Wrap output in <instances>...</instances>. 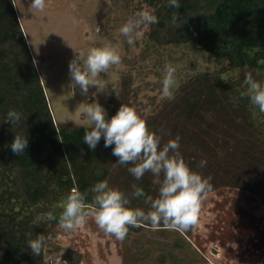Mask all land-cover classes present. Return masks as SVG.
I'll list each match as a JSON object with an SVG mask.
<instances>
[{"label":"rangeland","instance_id":"374dc122","mask_svg":"<svg viewBox=\"0 0 264 264\" xmlns=\"http://www.w3.org/2000/svg\"><path fill=\"white\" fill-rule=\"evenodd\" d=\"M29 3L30 0H15L18 7L14 3L13 5L41 77L54 122L58 127L91 126L83 109L93 99H98L106 108L109 118L119 109L122 100L126 105L134 106L146 117L158 110L159 104L172 98L180 83L190 81V78L198 73L208 72L226 81H236L241 76L245 81L246 76L251 74L255 80L264 82V69L261 68L255 71L246 67L232 68L219 73V70L228 66V60L215 59L209 53L195 49L188 41L160 44L150 41L148 36L154 24L143 26L140 29L141 37L129 45L127 38L119 32V28L137 11L149 10L154 14L158 13V6H153L147 1L46 0L44 10H33L34 14L22 10H26ZM103 43H111L116 47L121 61L110 66L108 74L101 73L100 79L105 90L97 92L93 97L92 93L96 89L90 87L89 93L85 96L78 86L71 87L69 61L74 57L75 51L86 56L90 48ZM166 66L175 69L171 96H166L162 90ZM246 88L243 82V92H246ZM247 97L243 94V98ZM113 104L117 106L115 111L112 108ZM246 109L251 115L246 116V120L243 119V125L247 121L259 119L249 128L257 135L253 139L258 141L256 146L248 144L243 139L244 144H240L234 151L235 155L238 153L241 165L243 158L246 161L252 154L261 153L260 138L264 137V114H261L258 106L250 101L243 106V113ZM160 127H156L157 135L161 138L170 135L171 125L167 129L163 126L157 131ZM243 134L245 137L246 128ZM208 146L199 149L198 152L200 159L207 161L203 168L211 165L212 168L207 169L209 174L218 171L217 175L220 173L221 176L225 172L229 175L228 171L238 169L237 166L240 164L234 166L235 162L232 160L234 156L229 161H222L221 165V161L215 159V155L210 156ZM227 152L226 150L219 156H224ZM200 159L195 160L191 166L204 173V169L199 166ZM116 161L117 157L110 162L108 176L103 180H107L110 187L118 188L129 196L132 206L147 210L148 191L151 193V186L156 184L153 182L155 179L153 173L146 171L140 179H136L128 171L134 164L120 165ZM224 179L228 181L230 177ZM225 185L211 184V189L201 201L197 221L192 225L193 229L189 235L170 227L153 228L150 223H143L138 227L129 226L126 237L119 240L100 229L93 217H88L83 225L74 230L64 229L60 225L54 229L46 241V262L264 264V200L255 193L250 194L245 190ZM135 188L143 189V195L134 196ZM92 194L94 196L93 192ZM93 196L88 201V208L93 207ZM65 199V196L57 197L47 204L42 202L36 207L14 204L11 208L6 203H0V214L3 217L22 216L33 212L32 218H45L49 212L62 210ZM212 247L216 248V252L211 251Z\"/></svg>","mask_w":264,"mask_h":264},{"label":"trees","instance_id":"16d2710c","mask_svg":"<svg viewBox=\"0 0 264 264\" xmlns=\"http://www.w3.org/2000/svg\"><path fill=\"white\" fill-rule=\"evenodd\" d=\"M144 1L158 6L155 14L158 22L148 36L150 41L159 44L188 41L215 59L228 60V66L219 73L232 68L264 69V0H179L180 8L168 6L167 0ZM174 15L180 18L175 24ZM190 79L180 83L172 98L146 116L149 130L156 133L157 126L162 124L167 129L171 125L170 135L162 138L158 135L161 145L179 137V150L190 165L201 158L199 149L208 145V153L215 155L221 165L232 156L234 166L239 165L240 157L234 151L244 144L243 139L257 146L258 140L253 139L257 135L249 128L259 120L255 118L243 125V119L251 115L248 109L243 113V106L250 101L243 98V77L226 81L206 72ZM122 103L126 104L124 100ZM112 106L115 111L117 106ZM9 109L22 114L15 130L29 140L20 155L6 146L15 135L11 123L3 121ZM90 127H58L54 122L13 2L0 0V203L11 208L14 204L36 207L66 197L76 187L87 190L88 205L93 196L90 189L108 176V166L115 159L114 145L104 147L103 137L94 150L83 141L84 132ZM260 142L261 153L252 154L246 161L243 158V165L228 171L229 175L226 172L217 175L218 171L209 174L207 169L211 165L201 173L211 178L210 184H226L264 200V137ZM226 150L224 156H219ZM225 177L230 179L227 181ZM154 185L147 196L153 199L158 197L159 189L158 184ZM61 212H52L56 217L53 220L32 218L33 212L22 216L0 214V264H47L46 244L36 256L28 248V241L38 234H43L47 241L59 225ZM157 227L168 228L163 223ZM192 229L191 225L183 232L189 235ZM212 248L214 252L216 248Z\"/></svg>","mask_w":264,"mask_h":264},{"label":"clouds","instance_id":"9594fccd","mask_svg":"<svg viewBox=\"0 0 264 264\" xmlns=\"http://www.w3.org/2000/svg\"><path fill=\"white\" fill-rule=\"evenodd\" d=\"M167 2L170 7L181 6L179 0H167ZM13 3L15 4V0ZM45 6L46 0H30L28 8L22 10L34 14L33 10L43 11ZM178 19L180 18L174 15L172 22L175 24ZM157 22L158 17L152 11L140 10L120 26L119 32L127 38V43L132 45L141 37L140 29L143 26ZM120 61L121 56L111 43L90 48L86 56L75 51L74 57L69 61L71 87L78 86L85 96L89 93L90 87H94L96 91L92 96L95 97L97 92L106 89L100 79L101 73L108 74L110 66L119 64ZM174 73L173 67L166 66L162 80V90L166 96L172 95ZM244 83L247 86L245 95L253 105L258 106L260 112H264V82L255 80L249 74ZM83 111L91 125L83 136V141L88 147L94 150L103 137L104 147L114 145L112 155L117 157L118 164H134L128 168V171L136 179H140L146 171L153 173L155 177L153 182L159 185L158 197L154 199L151 196L147 197L149 207L145 210L132 206L129 196L122 190L110 187L107 180H101L90 189L94 193L93 207L88 208L87 190L81 191L73 187L63 203L59 225L64 229L74 230L83 225L88 217H93L100 229L119 240L126 237L129 226L138 227L143 223H150L153 228L163 223L181 231L194 225L201 201L211 189V178L204 176L186 162L179 150V137L169 139L167 143L161 145V138L149 130L147 118L134 106L123 103L110 118L107 116L106 108L98 99L88 102ZM21 119L22 114L19 111L9 109L3 120L9 121L15 132L12 141L6 146L18 155L26 150L29 142L28 136L15 130ZM206 163V160H201L199 166L203 168ZM133 195L142 196L143 189L135 188ZM47 218L56 219L52 212L48 213ZM45 244L46 237L38 234L28 241V248L37 256Z\"/></svg>","mask_w":264,"mask_h":264}]
</instances>
